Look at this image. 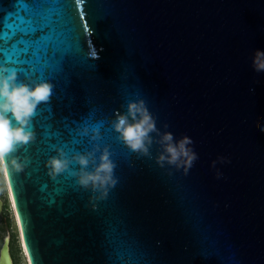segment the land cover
Instances as JSON below:
<instances>
[{"label":"water","instance_id":"obj_1","mask_svg":"<svg viewBox=\"0 0 264 264\" xmlns=\"http://www.w3.org/2000/svg\"><path fill=\"white\" fill-rule=\"evenodd\" d=\"M13 10L0 0V19ZM38 10L52 22L23 62L0 52L18 82L54 85L34 140L13 154L27 166L10 181L3 173L27 264L10 183L34 264H264V73L251 67L264 52V0H49ZM137 100L160 132L193 141L187 174L158 167L157 144L144 157L117 139L113 114ZM93 145L116 164L103 199L45 167L55 149L70 158ZM0 264H13L7 242Z\"/></svg>","mask_w":264,"mask_h":264},{"label":"clouds","instance_id":"obj_2","mask_svg":"<svg viewBox=\"0 0 264 264\" xmlns=\"http://www.w3.org/2000/svg\"><path fill=\"white\" fill-rule=\"evenodd\" d=\"M89 55L92 59H99L95 50H90ZM251 67L257 73H264V52H253ZM53 88L54 85L46 81L18 82L15 69L0 66V173L9 170L19 173L27 166V159L22 160L13 154L34 140L32 119L38 106L50 101ZM113 115L111 128L117 134V139L130 152L146 157L149 156V150L154 143L159 146L154 161L158 167L168 166L187 174L198 159L190 147L193 144L190 138L183 136L177 140L171 133H162L157 129L155 118L148 111L144 101L129 102L124 113L115 112ZM163 127L166 129L168 125ZM256 127L264 134V125L258 123ZM79 134L88 136L89 129L83 128ZM151 134H155L157 138L154 139ZM89 139H99L96 129H92ZM55 152L56 155L49 157L45 162L50 178L55 179L58 175L68 172L79 188L96 194L97 199L105 198L109 189L117 183L114 179L116 164L110 159L111 153L107 147L101 149L93 145L91 151L70 158L66 157L61 149H55ZM97 152L100 153L98 157L95 155ZM219 161L227 162L224 158H219ZM217 162L213 161L212 166L215 167ZM70 164L77 165L78 169L70 170ZM217 178H220L219 172Z\"/></svg>","mask_w":264,"mask_h":264},{"label":"snow or ice","instance_id":"obj_3","mask_svg":"<svg viewBox=\"0 0 264 264\" xmlns=\"http://www.w3.org/2000/svg\"><path fill=\"white\" fill-rule=\"evenodd\" d=\"M80 0H77L79 3ZM49 3V0H14V10L9 12L6 16L0 19V52L8 60H13L15 63H22L20 56L23 54L27 56L30 50V45L40 39L37 38V33L47 34L45 29L49 27L52 22L51 17L43 16L38 10V6ZM9 17H12L9 19ZM81 20L84 17L81 15ZM86 27V25H85ZM24 45V47H21ZM4 176L10 181L9 172H5ZM12 193L13 208L16 210L17 223L20 226L21 240L24 242L25 254L28 256V264H34L32 255L30 254L25 229L22 226L20 205L14 195V189L9 187Z\"/></svg>","mask_w":264,"mask_h":264},{"label":"rangeland","instance_id":"obj_4","mask_svg":"<svg viewBox=\"0 0 264 264\" xmlns=\"http://www.w3.org/2000/svg\"><path fill=\"white\" fill-rule=\"evenodd\" d=\"M0 199L3 201L2 211L0 212V252L3 244L7 242L12 263L27 264L21 249L17 225L7 200L3 173H0Z\"/></svg>","mask_w":264,"mask_h":264}]
</instances>
